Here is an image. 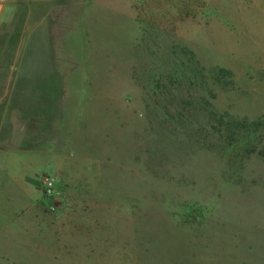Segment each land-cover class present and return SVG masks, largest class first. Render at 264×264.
I'll return each mask as SVG.
<instances>
[{
    "label": "rangeland",
    "instance_id": "374dc122",
    "mask_svg": "<svg viewBox=\"0 0 264 264\" xmlns=\"http://www.w3.org/2000/svg\"><path fill=\"white\" fill-rule=\"evenodd\" d=\"M0 264H264V0L9 2Z\"/></svg>",
    "mask_w": 264,
    "mask_h": 264
},
{
    "label": "crops",
    "instance_id": "0c3cea01",
    "mask_svg": "<svg viewBox=\"0 0 264 264\" xmlns=\"http://www.w3.org/2000/svg\"><path fill=\"white\" fill-rule=\"evenodd\" d=\"M12 0H0V19L3 16L4 10L6 9V6L8 5L9 2Z\"/></svg>",
    "mask_w": 264,
    "mask_h": 264
},
{
    "label": "built area",
    "instance_id": "2783aa9c",
    "mask_svg": "<svg viewBox=\"0 0 264 264\" xmlns=\"http://www.w3.org/2000/svg\"><path fill=\"white\" fill-rule=\"evenodd\" d=\"M54 178L53 177H49L46 179L45 185L47 186V188H51L54 185Z\"/></svg>",
    "mask_w": 264,
    "mask_h": 264
}]
</instances>
